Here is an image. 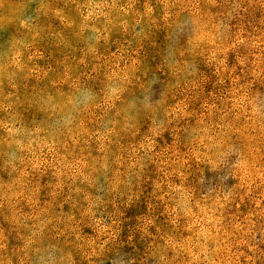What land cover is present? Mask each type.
I'll return each instance as SVG.
<instances>
[{"label":"clouds","instance_id":"clouds-1","mask_svg":"<svg viewBox=\"0 0 264 264\" xmlns=\"http://www.w3.org/2000/svg\"><path fill=\"white\" fill-rule=\"evenodd\" d=\"M0 264H264V0H0Z\"/></svg>","mask_w":264,"mask_h":264}]
</instances>
